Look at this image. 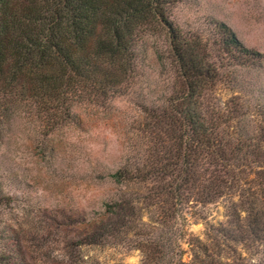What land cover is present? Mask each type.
<instances>
[{
  "label": "trees",
  "instance_id": "obj_1",
  "mask_svg": "<svg viewBox=\"0 0 264 264\" xmlns=\"http://www.w3.org/2000/svg\"><path fill=\"white\" fill-rule=\"evenodd\" d=\"M175 2L0 0V144L15 121L36 116L48 133L131 91L137 41L161 37L168 94L142 109L141 135L106 173L118 193L83 243L122 239L138 264H264V77L251 74L264 54L220 21L210 33L183 29L169 17ZM9 199L0 179V205ZM219 200L225 221L190 237L186 214L205 219ZM19 253L16 240L0 247V264H29Z\"/></svg>",
  "mask_w": 264,
  "mask_h": 264
},
{
  "label": "rangeland",
  "instance_id": "obj_2",
  "mask_svg": "<svg viewBox=\"0 0 264 264\" xmlns=\"http://www.w3.org/2000/svg\"><path fill=\"white\" fill-rule=\"evenodd\" d=\"M169 17L183 29L204 33L212 32V21L223 22L246 47L264 54V0H176ZM163 45L158 36L137 41L133 87L104 108H77L79 119L48 133L36 116L12 123L0 144V179L10 197L7 206L0 205V247L16 240V257L29 264L139 263L140 253L122 239L111 246L99 238L96 244L83 242L89 240V220L118 193L106 173L120 166L134 136L141 135L142 109L161 104L168 94L154 52ZM258 72L263 78L264 66L251 74ZM218 93L223 99L232 94L226 85ZM226 206L225 200L207 205L205 219L186 214L188 235L202 238L206 223L224 222Z\"/></svg>",
  "mask_w": 264,
  "mask_h": 264
}]
</instances>
